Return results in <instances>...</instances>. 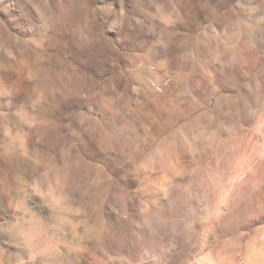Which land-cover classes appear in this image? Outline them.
<instances>
[{"label":"rangeland","instance_id":"rangeland-1","mask_svg":"<svg viewBox=\"0 0 264 264\" xmlns=\"http://www.w3.org/2000/svg\"><path fill=\"white\" fill-rule=\"evenodd\" d=\"M0 264H264V0H0Z\"/></svg>","mask_w":264,"mask_h":264}]
</instances>
